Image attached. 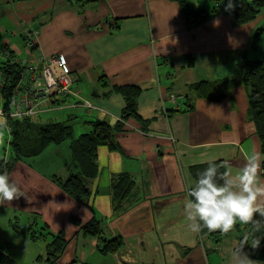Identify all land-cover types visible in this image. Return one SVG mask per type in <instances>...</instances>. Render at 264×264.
<instances>
[{
	"label": "crops",
	"instance_id": "crops-1",
	"mask_svg": "<svg viewBox=\"0 0 264 264\" xmlns=\"http://www.w3.org/2000/svg\"><path fill=\"white\" fill-rule=\"evenodd\" d=\"M240 1L228 10V0L222 1L193 26L173 0H0V47L25 58L17 34L25 44L24 31L37 29L35 51L58 56L74 78V95L46 104L32 120H70L72 139L19 161L9 177L21 196L0 202V209L27 215L30 229L42 225L50 239L45 260L37 262L40 255L33 251L23 264H47V246L56 234H63L64 247L55 264H239L244 258L263 264L239 239L244 222L237 219L227 233L192 232L186 211L187 187L209 161L218 182L229 178L238 186L247 156L256 153L264 185V155L239 83L242 59L257 56L254 35L264 18L234 25L230 13ZM207 2L185 0L190 12L211 13L215 4ZM201 82L229 87L227 95L200 98L192 86ZM123 86L140 90L136 116L126 119L124 98L115 90ZM92 120L117 127L116 146L97 148L98 172L80 203L52 176L65 180L79 171L70 143L91 131ZM120 176L133 182L122 199L114 195ZM263 201L260 195L259 208ZM92 221L99 236L83 234L81 227ZM116 238L122 242L118 251L100 253L102 241Z\"/></svg>",
	"mask_w": 264,
	"mask_h": 264
},
{
	"label": "trees",
	"instance_id": "trees-1",
	"mask_svg": "<svg viewBox=\"0 0 264 264\" xmlns=\"http://www.w3.org/2000/svg\"><path fill=\"white\" fill-rule=\"evenodd\" d=\"M93 1V0H86ZM176 1L191 25L203 24L212 13L218 11V4L224 0H206L215 4V9L208 13L205 9L199 12H190L185 0ZM264 7V0H241L231 11L230 16L234 25H242L255 19L260 9ZM258 31V30H257ZM258 33L254 36V46L256 45ZM241 76L239 83L243 85L247 92L248 118L253 123L256 136L260 142L261 153L264 155V56L260 59H242L240 64ZM0 69L4 73L6 84L3 90L8 96L15 82L18 73L14 65L0 62ZM227 89L222 84L201 82L192 86V91L200 98L207 100H221L227 95ZM124 98L125 107L122 113L124 119L129 116H136L135 103L140 90L133 86H123L115 88ZM5 110L9 109L8 104L4 105ZM70 120L57 123L39 124L28 118L21 121H8L10 125V156L0 157V171H7L8 174L15 165L26 158L40 155L50 145H59L66 140L72 139V125ZM91 131L81 134L70 143L72 162L79 166L77 173L70 174L65 180L57 176H52V180L72 199L85 203L90 196L88 182L97 175L96 150L101 145H108L115 148L113 134L117 127H112L108 123L99 120L88 122ZM67 166V165H66ZM264 167V162H263ZM133 182L126 176H120L114 185V195L122 199L125 197ZM83 234L87 236H99L101 230L97 221H92L81 227ZM0 231V235H1ZM239 239L248 248L252 258L264 264V201L260 211L253 214L252 220L244 222V231ZM259 243L256 245V242ZM122 242L120 239L102 241L100 253H114L120 249ZM64 247L63 234H56L54 240L48 244L46 251L47 264H55V261ZM11 246L0 242V264H16L12 255L6 252Z\"/></svg>",
	"mask_w": 264,
	"mask_h": 264
},
{
	"label": "clouds",
	"instance_id": "clouds-1",
	"mask_svg": "<svg viewBox=\"0 0 264 264\" xmlns=\"http://www.w3.org/2000/svg\"><path fill=\"white\" fill-rule=\"evenodd\" d=\"M234 7L228 0L226 10ZM6 119L0 116V127L6 126ZM260 161L256 153L247 156L245 165L240 169L236 181L225 178L218 182V170L214 162L198 173L196 179L187 187L186 211L192 232L219 230L227 233L237 219L242 222L252 220L253 214L260 211L258 197L264 195V185L259 183L257 171ZM21 196L17 185L11 182L7 171H0V202L12 201ZM259 241L256 242V245ZM239 264H253L247 258Z\"/></svg>",
	"mask_w": 264,
	"mask_h": 264
},
{
	"label": "built area",
	"instance_id": "built-area-1",
	"mask_svg": "<svg viewBox=\"0 0 264 264\" xmlns=\"http://www.w3.org/2000/svg\"><path fill=\"white\" fill-rule=\"evenodd\" d=\"M38 35L37 29L24 31L28 51L25 58L13 54L6 47H0V62L14 65L18 73L17 81L6 96L3 93L6 79L0 69V116L6 119L7 132H10L9 120H33L46 104L74 95V78L63 61L58 56L47 57L35 51ZM5 104H8V110H5Z\"/></svg>",
	"mask_w": 264,
	"mask_h": 264
},
{
	"label": "rangeland",
	"instance_id": "rangeland-1",
	"mask_svg": "<svg viewBox=\"0 0 264 264\" xmlns=\"http://www.w3.org/2000/svg\"><path fill=\"white\" fill-rule=\"evenodd\" d=\"M207 4L210 5V7L213 6L212 2L210 3L207 2ZM220 4L224 5V2H221ZM258 15H261L264 18V7L260 9ZM257 33L258 35L255 43L257 45V48L254 52L257 53L255 59H260L264 55V26L259 27ZM15 37L9 35V38H15ZM17 41L21 45L20 48L21 53L24 54L25 44H24V40L22 39V35L17 34ZM247 53H249V51H247ZM20 57H24V55ZM75 131L77 132L78 130ZM9 139H10V134L9 132L6 131L5 126L0 127V157L1 158L7 159L10 156V147L8 144ZM29 220L30 219L28 218L27 215H19V214L13 215L11 211L8 210L7 208L0 209V231L2 232L0 235V242L6 243L7 245L11 246L10 249L9 248L6 249V252L12 255L16 261L19 260L21 264H23L21 260L25 258L27 254H30L33 251H36V257L37 255H40L39 256L40 260H38L37 262L40 263L43 259L45 260L44 253H45L46 244L50 241L47 235V231H44L42 229V225L30 229L28 224ZM40 250L41 252L38 254V251Z\"/></svg>",
	"mask_w": 264,
	"mask_h": 264
}]
</instances>
